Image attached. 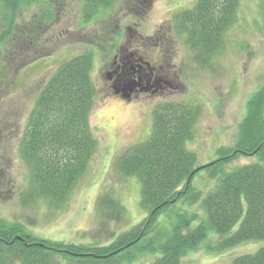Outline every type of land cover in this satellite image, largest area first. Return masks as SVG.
I'll return each instance as SVG.
<instances>
[{
	"label": "trees",
	"instance_id": "1",
	"mask_svg": "<svg viewBox=\"0 0 264 264\" xmlns=\"http://www.w3.org/2000/svg\"><path fill=\"white\" fill-rule=\"evenodd\" d=\"M68 1L0 0V48L5 46L0 73L5 75L12 62L39 49L35 38L53 29ZM137 1L138 5L124 0L122 11L126 8L135 15L133 10L140 11L148 0ZM120 2L84 0L82 23L104 19ZM240 4L241 0H198L176 16L179 23L189 24L188 39L197 52V62L205 65L221 51L223 35L234 24ZM35 5L40 10L29 18ZM93 65L94 53L86 50L65 61L41 87L19 145L31 170V186L22 195L23 204L44 201L65 206L86 173L98 147L90 124L98 93ZM245 107L234 145L219 146L213 160L197 165V153L188 148V142L195 134L200 105L161 102L153 112L151 135L125 149L115 164L123 176L138 177L141 206L147 212L144 220L108 246H90L40 239L23 224L0 218V264H53L55 253H67L84 264H124L145 253H160L151 264H183L186 256L200 249L221 253L264 239V83ZM241 156L258 161L233 165ZM1 160L2 153L0 176L4 172ZM203 170L207 184L201 190L194 183ZM98 202L109 218L124 216L125 208L117 199L102 195ZM180 202H201V209L181 210ZM166 211L171 220L176 218L171 227L160 221ZM211 232L218 238L206 245ZM233 263L264 264V247L237 256Z\"/></svg>",
	"mask_w": 264,
	"mask_h": 264
},
{
	"label": "rangeland",
	"instance_id": "2",
	"mask_svg": "<svg viewBox=\"0 0 264 264\" xmlns=\"http://www.w3.org/2000/svg\"><path fill=\"white\" fill-rule=\"evenodd\" d=\"M120 1L108 9L104 19L82 23L84 0H69L53 29L35 38L41 45L39 49L12 62L10 74L0 85V154L7 158L3 161L5 182L0 183V218L23 224L28 233L40 239L90 246L113 243L147 215L141 206L138 177L123 176L114 165L126 148L151 135L153 109L169 100L200 105L188 148L197 153V165H201L216 157L219 146L234 145L238 123L246 113L245 102L264 83V0H241L234 24L223 35L221 51L205 65L196 61L197 52L188 40L189 24L176 20L198 0L144 1L142 10H133L135 15L125 7L122 11L124 0ZM134 3L139 4L137 0ZM39 10L40 6L35 5L27 15L31 18ZM124 43L127 45L123 49L137 48L141 54L148 53V59H155L158 66L163 63L161 72L173 86L163 92L143 91L139 98L131 100L113 95L118 94L113 90L117 80L108 74V66L121 54ZM86 50L94 53L92 79L98 94L92 104L90 124L97 151L65 206L44 201L23 204L22 195L31 186L30 165L19 152L27 117L39 90L58 67ZM38 58L42 59L37 61ZM255 160L253 156H241L233 165ZM204 173L203 170L195 176L194 185L201 190L206 189L204 182L207 184ZM102 195L122 204L125 211L121 219H111L100 210L98 200ZM177 206L197 212L201 202H180ZM168 213L164 212L160 221L171 227L176 218L171 220ZM217 238L211 232L204 243ZM261 247L264 239L244 242L221 253L200 249L186 256L183 264H234L237 256L255 253ZM159 256L160 253H145L124 264H151ZM75 260L67 253H55L53 264H84Z\"/></svg>",
	"mask_w": 264,
	"mask_h": 264
},
{
	"label": "flooded vegetation",
	"instance_id": "3",
	"mask_svg": "<svg viewBox=\"0 0 264 264\" xmlns=\"http://www.w3.org/2000/svg\"><path fill=\"white\" fill-rule=\"evenodd\" d=\"M124 45L125 43L121 46V54L117 55L114 58L115 60L108 66L109 75L117 80L115 86L118 90H129L131 88L133 90L132 97H138L143 91L150 93L163 92L173 86L172 82H169L165 74L161 72L164 68L163 63H159L162 65L158 66L155 59H148V53L141 54L137 48L123 49L127 44ZM122 56L124 57L120 59ZM126 57L128 59L122 65L121 62ZM5 159H7L6 156H2V163ZM4 182L0 177V183L3 184Z\"/></svg>",
	"mask_w": 264,
	"mask_h": 264
},
{
	"label": "bare ground",
	"instance_id": "4",
	"mask_svg": "<svg viewBox=\"0 0 264 264\" xmlns=\"http://www.w3.org/2000/svg\"><path fill=\"white\" fill-rule=\"evenodd\" d=\"M5 55V46H2L0 48V58H2ZM172 66V64H171ZM10 70L7 71V73L5 75H3L4 73H0V85L2 84V82H4V80L8 77V75L10 74ZM108 74H109V70H108ZM106 88L104 87V90ZM98 94V93H97Z\"/></svg>",
	"mask_w": 264,
	"mask_h": 264
}]
</instances>
